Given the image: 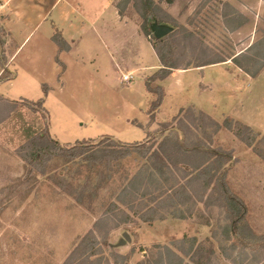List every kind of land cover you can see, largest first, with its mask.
Segmentation results:
<instances>
[{
  "label": "rangeland",
  "instance_id": "obj_1",
  "mask_svg": "<svg viewBox=\"0 0 264 264\" xmlns=\"http://www.w3.org/2000/svg\"><path fill=\"white\" fill-rule=\"evenodd\" d=\"M108 1L89 3L100 9ZM160 1L163 9L150 10L172 28L160 47L178 69L238 56L235 62L250 77L240 93L231 95V82L220 71L224 84L217 85L214 70L209 83L217 104H243L245 121L253 127L230 117L217 123L191 108L158 127L151 119L125 120L138 114L130 112L120 85L114 90L95 83L91 91L83 71L69 72L61 87L33 41L14 61V73L6 67L8 34L0 17V264H264V0ZM118 4L146 26L141 0ZM12 27L20 41L25 32L17 19ZM150 34L146 38L152 43ZM43 86L49 88L46 95ZM133 93L135 105L144 107L138 90ZM39 99L46 118L28 106ZM45 126L62 146L105 145L109 138L120 145L148 142L156 148L165 136H174L191 148L222 151L227 163L218 173L244 204L252 238L231 231L226 200L204 190L202 181L188 186L180 170L174 180L154 176L135 153L108 164L87 162L82 154L69 163L54 159L45 175L30 171L20 154ZM136 127L145 132L144 140ZM175 183L185 186L189 196L169 205L177 201ZM149 216L150 222L142 221ZM90 235L99 243L95 254L83 244Z\"/></svg>",
  "mask_w": 264,
  "mask_h": 264
},
{
  "label": "crops",
  "instance_id": "obj_2",
  "mask_svg": "<svg viewBox=\"0 0 264 264\" xmlns=\"http://www.w3.org/2000/svg\"><path fill=\"white\" fill-rule=\"evenodd\" d=\"M89 1L0 0V17L3 18L4 29L8 34L5 43V58L8 62L6 67L9 66L15 73L14 61L33 41L34 50L43 54L49 70L54 72L55 80L61 87L69 72L77 74L83 71L88 73L85 82L91 91L95 83L114 90L118 84L124 91L125 100H130L126 103L130 112L138 114V117L131 114L125 120L147 123L150 121L148 112L154 96L146 91L145 83L161 69L152 45L140 30V25L130 19L125 11H120L118 3L122 0L104 2L100 9L96 6L93 8ZM153 1L163 9L160 0ZM14 19H17L20 29L25 32L20 41L14 38ZM56 35L64 42L62 48L54 41ZM232 64L225 60L204 67L176 69L163 80L155 81V85L162 88L163 98L152 124L158 127L159 124L168 123L185 109L191 108L217 123L230 117L253 127L245 121V106L241 104L238 108L231 105L228 108L220 107L216 101L215 87L209 83V74L214 70L219 87L221 81L224 84V80H227L231 82L230 88L234 90L231 95L240 93L250 77ZM219 71L225 74L224 80ZM123 76H129L132 80L128 83L122 82ZM135 90L139 92L137 97L144 102L142 108L135 105ZM142 132L144 140L146 134L143 130Z\"/></svg>",
  "mask_w": 264,
  "mask_h": 264
},
{
  "label": "trees",
  "instance_id": "obj_3",
  "mask_svg": "<svg viewBox=\"0 0 264 264\" xmlns=\"http://www.w3.org/2000/svg\"><path fill=\"white\" fill-rule=\"evenodd\" d=\"M141 2L143 6L141 17L143 18V22L146 26L140 25V30L145 37H150L151 30L149 31V29L152 24L156 23L163 25V23L159 22L155 18L154 12H152L150 8L158 11L161 8L153 0H141ZM54 41L60 48L63 47L64 42L58 35L54 37ZM164 41L165 38L156 40L153 36V42L151 45L161 64V69L156 74L148 78L145 83L146 91L155 97L149 107V115L152 121L154 120V112L161 104L163 91L159 86L152 88L151 83L156 80H163L172 70L179 68L176 63L172 61L171 55L168 51L164 53L162 47H160L163 45ZM236 57H233L230 60L233 64L242 69L235 62ZM224 61L225 60H219L195 67H204ZM242 70L245 71L244 69ZM245 72L247 73V71ZM47 90L46 86L42 87L44 95L47 94ZM28 106H30L34 112H41L43 118L48 117V112L44 108V100L39 99L35 102H30L28 103ZM105 139H108L105 145H103V142H99L94 145H88L85 142H76L71 146H62L57 140L50 136L48 128L45 126L43 131L37 133L26 145V148L23 149L25 150V153L20 154V157L22 161L26 163L27 167H29L30 171H34L39 175H45L47 165L54 159H61L65 163H69L77 156L85 154L87 155L85 157V161L87 162L94 163L102 159L108 164L113 161H120L135 153L148 163L155 174L154 176L163 177L165 175H171V178L174 180L176 177L175 172H179L180 170L184 174L183 176L186 180V185L189 186L192 182L202 181L204 190H210V193L215 195L218 194V196L226 200L227 218L230 222L231 231L240 238H252V234L245 222L246 208L244 204L231 193L224 182L225 180L223 176L218 173V171L221 170L227 163V155L225 153L219 150L209 151L207 148L205 149L204 146H201V148L198 145H194V147L191 148L182 144L180 140L174 136H165L162 141L156 145V148L153 145H149L148 142L144 144L120 145L112 139ZM96 151H98V156L94 153ZM217 153H220V155ZM178 166L182 168L177 170L176 168ZM173 189V191H175L174 195L176 196L177 201L170 200L169 205L181 203V198L189 196L186 187L183 185L177 184L175 185V188L173 187ZM151 219L152 218L149 216L142 219V221L150 222ZM83 244L86 245L87 251H94V254L95 248L99 245L97 238L93 235L84 239Z\"/></svg>",
  "mask_w": 264,
  "mask_h": 264
},
{
  "label": "water",
  "instance_id": "obj_4",
  "mask_svg": "<svg viewBox=\"0 0 264 264\" xmlns=\"http://www.w3.org/2000/svg\"><path fill=\"white\" fill-rule=\"evenodd\" d=\"M152 35L156 40H160L172 32V28L166 25L152 24L150 27ZM124 239L129 241V237L127 234H124ZM125 240L121 241L119 245H124Z\"/></svg>",
  "mask_w": 264,
  "mask_h": 264
},
{
  "label": "built area",
  "instance_id": "obj_5",
  "mask_svg": "<svg viewBox=\"0 0 264 264\" xmlns=\"http://www.w3.org/2000/svg\"><path fill=\"white\" fill-rule=\"evenodd\" d=\"M122 79H123V82H127L128 83L131 80V77L123 76Z\"/></svg>",
  "mask_w": 264,
  "mask_h": 264
}]
</instances>
